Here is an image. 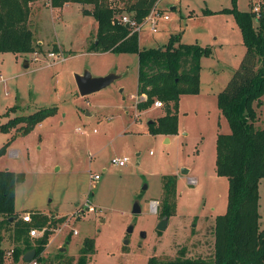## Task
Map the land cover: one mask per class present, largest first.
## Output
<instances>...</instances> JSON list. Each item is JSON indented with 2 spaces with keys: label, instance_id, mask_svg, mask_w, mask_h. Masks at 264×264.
I'll return each mask as SVG.
<instances>
[{
  "label": "rangeland",
  "instance_id": "1",
  "mask_svg": "<svg viewBox=\"0 0 264 264\" xmlns=\"http://www.w3.org/2000/svg\"><path fill=\"white\" fill-rule=\"evenodd\" d=\"M127 2L108 0L122 9L118 19L121 15L133 18L135 13L126 10ZM263 3L158 2L171 18L161 21L156 33L144 26L141 48L163 47L174 34L180 42L199 43L211 50L201 59L199 93L181 95L178 134L167 136L150 130L151 123L165 115L164 104L137 107L142 100L138 54L90 52L98 23L84 15L83 9L92 10V4H73L63 14V9H51L49 0L30 3L34 42L42 38L44 44L26 54L0 52V148L10 141L0 156V169L24 176L16 187L19 220L27 212L57 220L39 264H57L63 258L77 264L86 238H94L96 244L87 264H147L152 256L213 259L215 219L227 211L229 190L228 178L216 172V142L219 133L231 132L218 107V95L246 53L241 29L228 10L236 5L240 11H250ZM85 71L120 77L82 96L76 74ZM50 107L57 112L25 133L22 118ZM256 110V124L264 128V95ZM11 120L9 132H3L1 127ZM114 156H129L130 161L120 167L112 164ZM183 168L189 173L183 174ZM96 173L99 180L92 178ZM165 176L177 180L176 212L169 217L167 228L159 230L164 218ZM260 195L259 224L264 229V178ZM135 204L140 205V213L133 212ZM90 205L94 211L88 210ZM35 222L33 218L28 226L40 231L35 237L29 232L33 245L47 228L34 226ZM13 223L3 232L5 253L17 245ZM131 225L134 231L129 233ZM21 259L5 258V264H23Z\"/></svg>",
  "mask_w": 264,
  "mask_h": 264
},
{
  "label": "trees",
  "instance_id": "2",
  "mask_svg": "<svg viewBox=\"0 0 264 264\" xmlns=\"http://www.w3.org/2000/svg\"><path fill=\"white\" fill-rule=\"evenodd\" d=\"M35 0H0V52L26 54L37 52L39 43L34 42L33 21L30 17V3ZM114 1V0H113ZM126 10L134 12L133 19L142 22L160 0H127ZM54 8L67 3L82 6L92 4L93 9H83L84 15L92 16L98 23L97 36L90 52L136 53L139 56L138 95L146 96L137 104L138 109L147 108L157 99L163 102L165 115L153 121L150 130L154 134H178L179 101L183 94H197L200 91L201 59L210 54L209 47L199 43L180 42L173 34L163 47L141 48L140 33L121 23L122 12L108 3V0H49ZM232 12L241 29L246 53L240 67L235 71L227 86L218 95V107L227 118L231 132L219 133L216 142V172L229 181L228 208L226 213L215 219V251L213 259L201 257L162 259L152 256L147 264H264V229L260 228L259 186L264 178V128L257 126L256 107L262 105L264 95V3L257 13L240 11L236 5ZM208 13H212L208 11ZM58 52V47L55 46ZM56 107L43 108L24 116L25 133L31 132L45 118L54 115ZM25 119V120H24ZM1 127L9 132L8 126ZM23 132V133H24ZM0 148L2 156L9 145ZM24 176L9 169H0V264H5L6 253L2 248L4 231L14 218L15 261L32 248L36 258L49 244L53 233L52 225L57 220H48L40 214H32V221L19 220L15 209L17 183ZM164 201L162 214L172 216L176 212V178H163ZM28 213V212H27ZM34 215V216H33ZM46 225L44 234L36 245L30 242L28 227ZM96 252L94 238H86L80 249L77 264H87L89 256ZM57 264H73L72 258H63Z\"/></svg>",
  "mask_w": 264,
  "mask_h": 264
},
{
  "label": "built area",
  "instance_id": "3",
  "mask_svg": "<svg viewBox=\"0 0 264 264\" xmlns=\"http://www.w3.org/2000/svg\"><path fill=\"white\" fill-rule=\"evenodd\" d=\"M254 10L258 13L260 10V7L255 6ZM170 18H171L170 15L167 12H165L164 10L162 11L157 5L148 13V15L140 23L128 15H122L120 17V20H121V23H123V24H126V25L129 24V27H131L133 29V32L136 31V32L140 33V31H142V28L144 26L148 25L150 28V31L153 33H156L159 31V23L163 20L164 21L169 20ZM50 56H55V53L51 52ZM154 105L156 107H162L163 102L161 100H157V101H155ZM129 161H130L129 156H114L111 159L112 164L120 166V167L126 166L129 163ZM100 177L101 176L98 173L92 175V178L95 180H99ZM88 208H89L88 210H90V211L95 210L94 206H91V205ZM81 215H83V213H81ZM23 219L26 222H31L32 221L31 214L26 213V215L23 217ZM44 232H45V230L42 232V235L44 234ZM74 232L77 233L76 230ZM38 233H40V231L37 228H33L30 230V235L33 237L38 236ZM14 253H15V247L10 248L6 252V258L14 259ZM23 264H39V260L35 257V259L32 260L31 262L23 261Z\"/></svg>",
  "mask_w": 264,
  "mask_h": 264
},
{
  "label": "water",
  "instance_id": "4",
  "mask_svg": "<svg viewBox=\"0 0 264 264\" xmlns=\"http://www.w3.org/2000/svg\"><path fill=\"white\" fill-rule=\"evenodd\" d=\"M127 27H129V24H127ZM27 66H28V64H27ZM119 77H120V75L115 74V73H110L106 76H93L90 71H85L82 74H76V83L78 85L80 94L82 96H86V95L100 91V90L110 86ZM189 171L190 170L187 168L182 169L183 174H187V173H189ZM145 188H146V186H145ZM133 212L134 213H140L141 212V207L139 204H135ZM10 221L13 222L14 218H11ZM168 223H169V217L166 216L160 221V223L158 225V229L159 230H165L168 226ZM133 231H134V225H131L128 228V232L132 233ZM145 235H146L145 232H143L142 236H145ZM125 243L128 244V241H126ZM62 250H65V249L62 248ZM35 257H36V250L34 248L27 250L23 255V259L26 262H31L32 260L35 259Z\"/></svg>",
  "mask_w": 264,
  "mask_h": 264
},
{
  "label": "crops",
  "instance_id": "5",
  "mask_svg": "<svg viewBox=\"0 0 264 264\" xmlns=\"http://www.w3.org/2000/svg\"><path fill=\"white\" fill-rule=\"evenodd\" d=\"M73 4H77V5H80V4H78V3H67L66 5H64L62 8H59V9H63V14H64V11H65V9L68 7V6H71V5H73ZM51 9H55L54 7H51ZM58 9V8H57ZM41 39L42 38H39V40L36 42V43H39L40 45H42V44H44V41H41ZM60 45V44H59ZM61 46V45H60ZM143 99H144V96L142 97ZM163 135V134H162ZM163 136H167V135H163ZM261 183V182H260ZM259 192H260V186H259ZM260 198H261V195H260ZM260 202V201H259ZM259 207H260V204H259ZM261 217V216H260ZM12 248V247H11ZM6 255V254H5ZM24 255V254H23ZM22 261V263H23V261H24V259H23V256H22V259H21ZM15 262V261H14Z\"/></svg>",
  "mask_w": 264,
  "mask_h": 264
}]
</instances>
